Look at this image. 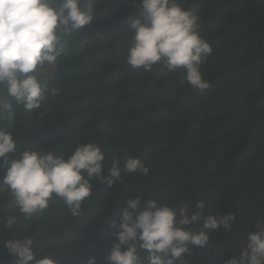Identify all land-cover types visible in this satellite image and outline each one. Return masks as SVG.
Instances as JSON below:
<instances>
[{"label":"trees","instance_id":"16d2710c","mask_svg":"<svg viewBox=\"0 0 264 264\" xmlns=\"http://www.w3.org/2000/svg\"><path fill=\"white\" fill-rule=\"evenodd\" d=\"M180 2L200 17V35L213 49L200 66L210 84L203 94L181 83L183 69L127 65L126 21L142 9L133 0H98L95 23L64 37L57 63L41 71L49 93L41 108L27 112L12 101L15 123L5 130L16 141L13 158L26 149L67 155L77 142L92 141L105 152L106 168L127 153L149 175L122 170L112 187L93 181L78 218L53 198L45 213L25 219L11 195L0 193V264H16L5 241L25 236L34 241L36 259L86 264L94 255L106 264L115 240L109 222L137 195L141 209L156 198L169 207L187 204L190 212L203 201L205 214H235L231 232H211L209 245L190 246L183 264L239 258L248 232L264 228V0ZM9 216L16 217L11 227L3 222Z\"/></svg>","mask_w":264,"mask_h":264},{"label":"clouds","instance_id":"9594fccd","mask_svg":"<svg viewBox=\"0 0 264 264\" xmlns=\"http://www.w3.org/2000/svg\"><path fill=\"white\" fill-rule=\"evenodd\" d=\"M98 0H0V121L7 113V125L0 128V193L13 198L25 219L45 213L53 198L63 201L73 217H82L92 194L93 181L112 187L121 171L148 176L149 168L139 157L124 153L105 167V152L95 142H77L65 155L56 150H24L18 158L16 141L5 128L15 123L12 101L27 112L41 108L48 91L41 76L46 66L55 65L64 51L63 38L95 23ZM142 10L126 21L130 42L125 62L132 69L151 71L160 64L170 72L183 69L193 92L203 94L210 84L203 79L201 64L213 49L200 35V17L182 6L180 0H133ZM55 93V89L52 90ZM141 196L126 201L118 219L109 222L115 240L106 264H178L191 247L205 248L210 233L220 228L231 232L234 213L205 214L199 201L196 211L187 204L169 207L149 198L141 209ZM8 227L16 217L3 220ZM199 226V230H194ZM191 246V247H190ZM5 247L16 264H58L49 255L36 259L34 241L9 239ZM86 264H97L88 257ZM224 264H264V228L248 232L239 258Z\"/></svg>","mask_w":264,"mask_h":264},{"label":"rangeland","instance_id":"374dc122","mask_svg":"<svg viewBox=\"0 0 264 264\" xmlns=\"http://www.w3.org/2000/svg\"><path fill=\"white\" fill-rule=\"evenodd\" d=\"M54 66V65H53ZM55 68V67H54ZM45 77L49 78L51 76V70L49 69V71L45 72Z\"/></svg>","mask_w":264,"mask_h":264}]
</instances>
